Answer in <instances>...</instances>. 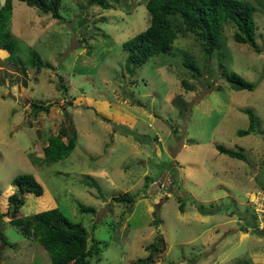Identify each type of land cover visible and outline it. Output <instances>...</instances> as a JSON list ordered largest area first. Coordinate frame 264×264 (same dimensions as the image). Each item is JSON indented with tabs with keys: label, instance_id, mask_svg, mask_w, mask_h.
Returning <instances> with one entry per match:
<instances>
[{
	"label": "rangeland",
	"instance_id": "obj_1",
	"mask_svg": "<svg viewBox=\"0 0 264 264\" xmlns=\"http://www.w3.org/2000/svg\"><path fill=\"white\" fill-rule=\"evenodd\" d=\"M147 1L102 10L89 0H63V21H55L13 0L11 36L51 68L37 72L23 63L21 72L0 50V216L12 180L31 174L43 198L87 230L89 245L101 243L98 264H137L156 235L165 251L154 264H264V134L236 135L248 126L245 109L264 132V0H245L255 8L259 54L235 43L225 25L208 60L194 36L181 33L168 54L130 75L122 45L149 25ZM230 72L257 82L256 89L231 90L223 76ZM31 103L49 104L48 112L34 115ZM62 125L77 135L75 149L57 163L32 164ZM217 145L246 161L219 154ZM127 195H135L130 205L114 201ZM177 195L185 198L183 213ZM40 204L30 195L20 211L31 216ZM86 207L95 213L79 212ZM1 241L0 264H50L5 217Z\"/></svg>",
	"mask_w": 264,
	"mask_h": 264
},
{
	"label": "trees",
	"instance_id": "obj_2",
	"mask_svg": "<svg viewBox=\"0 0 264 264\" xmlns=\"http://www.w3.org/2000/svg\"><path fill=\"white\" fill-rule=\"evenodd\" d=\"M27 7L50 16L52 20L63 21L60 13L63 0H17ZM120 0H89V5L102 10L111 8V4H118ZM13 0H3L0 5V50L7 53L6 62L12 64L23 72V63L35 69H50L49 64L42 61L41 56L31 47L21 44L11 36L9 22L12 19ZM145 8L149 13L147 28L123 43L122 48L126 53L125 71L133 74L151 58L168 54L173 43L181 33H190L199 42L204 59L220 48V38L225 25L233 27L232 39L235 43L248 46L253 52L260 53L257 44L254 21L255 8L245 0H148ZM22 56L26 59L22 61ZM183 67L196 76H200L198 68L191 62H183ZM228 87L234 91L252 92L256 89L257 82H249L234 72L223 74ZM1 83V81H0ZM183 86L187 87L184 83ZM188 89V87H187ZM219 91V89H215ZM48 106L31 103L34 115L48 112ZM247 116L248 126L245 130L236 132L238 137L252 134L263 135L258 128V120L250 109L243 110ZM106 121L105 118H102ZM75 133L68 135L65 127L60 126L56 135L47 138L43 149V158L30 157L32 164L40 166L57 163L70 155L78 144ZM216 151L221 155L245 162V156L235 150L217 145ZM149 179H146V182ZM13 192L6 193V211L0 218L7 219V225L24 239L36 242L47 254L50 264H91L89 259L96 257L93 264L100 261L102 252L101 243L91 240L89 233L78 223L71 222L55 206L54 202L43 198V188L31 174H22L15 177L12 182ZM146 184V183H145ZM94 185V184H92ZM146 186V185H145ZM264 192V188L262 189ZM34 196L41 204L37 213L24 216L21 208L25 205L28 196ZM8 196V197H7ZM4 197V198H5ZM3 198V197H2ZM42 199L43 202H42ZM135 195L115 198L114 201L130 205L134 202ZM180 202L178 211L183 213L184 197L177 195ZM54 205L53 208L49 206ZM202 215H211L203 206L198 208ZM81 213L94 214L90 207L80 208ZM154 223L159 220L154 214ZM8 244V243H6ZM147 255L137 260V264H154L156 259L165 251L163 237L156 235L153 242L146 247ZM172 264V263H170Z\"/></svg>",
	"mask_w": 264,
	"mask_h": 264
},
{
	"label": "built area",
	"instance_id": "obj_3",
	"mask_svg": "<svg viewBox=\"0 0 264 264\" xmlns=\"http://www.w3.org/2000/svg\"><path fill=\"white\" fill-rule=\"evenodd\" d=\"M259 192L257 193V196L256 197H252V198H254V199H258V197H259ZM254 195H256V194H254ZM261 217H262V221H261V226H260V229L261 230H263L264 231V211H263V214L261 215Z\"/></svg>",
	"mask_w": 264,
	"mask_h": 264
},
{
	"label": "water",
	"instance_id": "obj_4",
	"mask_svg": "<svg viewBox=\"0 0 264 264\" xmlns=\"http://www.w3.org/2000/svg\"><path fill=\"white\" fill-rule=\"evenodd\" d=\"M3 245H4V242L1 241V242H0V255H1V251H2Z\"/></svg>",
	"mask_w": 264,
	"mask_h": 264
}]
</instances>
